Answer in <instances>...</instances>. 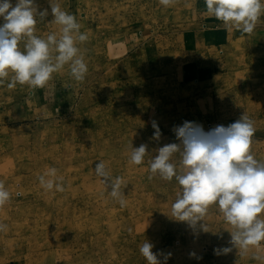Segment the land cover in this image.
Returning a JSON list of instances; mask_svg holds the SVG:
<instances>
[{
    "label": "rangeland",
    "instance_id": "1",
    "mask_svg": "<svg viewBox=\"0 0 264 264\" xmlns=\"http://www.w3.org/2000/svg\"><path fill=\"white\" fill-rule=\"evenodd\" d=\"M56 2L88 35L78 44L88 73L78 83L65 66L35 91L0 84V181L11 193L0 207L7 225L0 264H147L139 251L146 240L164 254L162 264L168 254L166 264H261L254 257L264 256V241L240 255L217 205L200 222L207 231L174 219L181 186L175 178L149 180L148 162L179 143L175 126L190 121L207 132L243 114L255 122L251 152L264 161V14L248 35L208 16L204 0L167 8L160 0ZM36 3L49 16L36 18L35 34L59 36L49 0ZM214 32L223 39H212ZM131 144L147 145L143 164L129 163ZM99 161L127 185L125 207L95 174ZM173 162L179 166V153ZM51 167L63 192L39 184Z\"/></svg>",
    "mask_w": 264,
    "mask_h": 264
},
{
    "label": "clouds",
    "instance_id": "2",
    "mask_svg": "<svg viewBox=\"0 0 264 264\" xmlns=\"http://www.w3.org/2000/svg\"><path fill=\"white\" fill-rule=\"evenodd\" d=\"M175 0H160L164 7ZM206 14L222 22L223 26L243 34H253L264 14V0H204ZM51 23L61 26L60 35L50 33L46 38L35 34L37 17L46 19L47 8L39 10L36 0H0V84L14 88L17 83L35 91L44 88L52 80L53 73L68 68L69 76L80 83L86 79L88 66L78 44L88 41V35L80 31L76 16L63 10L56 0H49ZM23 41V50L19 47ZM10 77V79H9ZM153 139L159 140L161 131L153 121ZM179 143L166 144L149 160V180L159 176L165 181L173 178L181 186L172 204L171 215L184 221L193 229L199 226L207 231L204 218L210 205H217L230 232V243L240 255H247L250 247H259L264 241V161L257 160L251 152L255 134V122L243 114L228 126L217 125L209 131L195 122L185 121L173 129ZM131 147L129 163L141 165L148 154L147 145ZM180 155L179 166L173 162ZM109 195L121 207H125L122 177H113L104 161L94 168ZM55 167L38 176L45 191L63 192L62 177ZM20 193H17L19 195ZM11 199V193L0 181V207ZM7 225L0 223V231ZM154 245L146 240L139 248L147 264H162L158 258L163 253L153 252ZM231 248H223L224 253ZM170 256V254H168ZM165 256L163 264H166ZM264 264V256L256 255Z\"/></svg>",
    "mask_w": 264,
    "mask_h": 264
},
{
    "label": "crops",
    "instance_id": "3",
    "mask_svg": "<svg viewBox=\"0 0 264 264\" xmlns=\"http://www.w3.org/2000/svg\"><path fill=\"white\" fill-rule=\"evenodd\" d=\"M223 31H224V30H223ZM220 35H221V34H220ZM215 36H216V38H215ZM212 39H214L215 41L218 40V39H219V40H220V39H223V35H222V36H218L217 33L214 32V34H213V38H212ZM214 40H212V41H214ZM223 41H224V40H222L221 42H223Z\"/></svg>",
    "mask_w": 264,
    "mask_h": 264
}]
</instances>
